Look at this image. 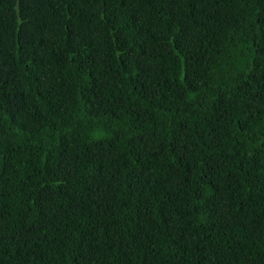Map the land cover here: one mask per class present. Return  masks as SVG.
I'll return each instance as SVG.
<instances>
[{
    "label": "trees",
    "instance_id": "1",
    "mask_svg": "<svg viewBox=\"0 0 264 264\" xmlns=\"http://www.w3.org/2000/svg\"><path fill=\"white\" fill-rule=\"evenodd\" d=\"M0 264H264V0H0Z\"/></svg>",
    "mask_w": 264,
    "mask_h": 264
}]
</instances>
